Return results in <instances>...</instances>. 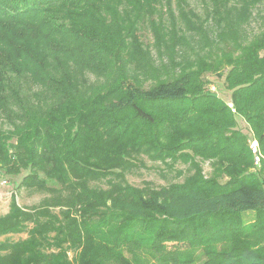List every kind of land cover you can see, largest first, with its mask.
<instances>
[{"label": "trees", "instance_id": "trees-1", "mask_svg": "<svg viewBox=\"0 0 264 264\" xmlns=\"http://www.w3.org/2000/svg\"><path fill=\"white\" fill-rule=\"evenodd\" d=\"M202 1L204 18L187 0H0V171L48 193L31 207L12 195L0 237H27L0 241V264H264V158L251 170L236 122L264 155V31L245 32L264 0ZM142 28L157 48L196 31L217 60L186 59L146 86ZM208 71L225 75L237 113L205 89ZM192 152L210 175L194 160L181 183L126 181L142 153Z\"/></svg>", "mask_w": 264, "mask_h": 264}, {"label": "rangeland", "instance_id": "rangeland-1", "mask_svg": "<svg viewBox=\"0 0 264 264\" xmlns=\"http://www.w3.org/2000/svg\"><path fill=\"white\" fill-rule=\"evenodd\" d=\"M186 8L193 9L199 17L204 18L207 14V8L204 6V2L202 0H187ZM162 11L164 12L165 8ZM205 29L208 32L214 33L212 29L215 28L212 24L208 22H203ZM264 31V1L253 8V15L251 20L245 25L246 37L248 39H252L255 34ZM141 37L144 40L145 44L151 48V62L154 64L153 68L150 71H145L139 77L142 82L146 86L149 83H154L156 81V76H167L174 75L179 73L182 69V65L186 59L195 60L200 56H206L211 63L214 60H217L218 55L213 54L210 56L211 46L210 44H206L202 41V37L196 31H189L188 34V44H175L169 43L167 46L162 45L157 48L154 45V38L152 33L146 29H141ZM211 34V35H212ZM187 40V41H188ZM226 65V64H225ZM222 68H225L226 66ZM90 83H96L98 81H103L102 78H97L96 75H90ZM202 78L205 82V89L211 93H217L220 95L229 105L232 104L231 99V90L228 89L227 84L225 82V75L220 76L212 71L205 72ZM234 113H237L236 108L234 106L231 107ZM1 121V119H0ZM237 126L241 129L245 136L248 139V146L251 149V153L254 159V166L251 168L253 171H257V169L261 168L262 161L264 155L261 150V143L259 139L254 135L253 129L248 121L240 116L236 118ZM4 128L8 127V125H4ZM197 161L202 167L206 175H210L212 172V164L211 159L203 158L198 154H194L192 152V161L188 162L187 160H183L182 158H177L174 160L167 159L165 162L162 160L154 159L150 155L146 153H142L134 158L136 166L131 170L126 172V181L135 186H142L145 182H148L154 187H160L169 185L171 183H181L184 181L185 177L188 174L192 173V163L193 161ZM179 171H183V174L178 173ZM27 173V171H23L21 174L16 176H10L0 171L1 177L7 178L9 180L8 184L4 185L0 182V215L5 214L10 209V204L12 201V195H17V201L20 205L31 207L38 205L41 200L48 195L47 192L39 191L37 189H29L21 184L22 178ZM227 178L222 177L220 179L221 182H225ZM102 187H107L108 185L101 181L99 183ZM58 210V209H56ZM254 218V213L250 212L245 215V219L247 221H251ZM25 235V233H24ZM23 236V234H22ZM21 234H9L6 236H1L0 241L10 239L17 240L22 237ZM72 256V253H70ZM201 254H199L200 256ZM202 258L196 262L195 264H201ZM159 264V263H157Z\"/></svg>", "mask_w": 264, "mask_h": 264}, {"label": "built area", "instance_id": "built-area-1", "mask_svg": "<svg viewBox=\"0 0 264 264\" xmlns=\"http://www.w3.org/2000/svg\"><path fill=\"white\" fill-rule=\"evenodd\" d=\"M231 107L233 106V103L230 105ZM0 182L4 185L8 184L9 180L7 178H3L0 175Z\"/></svg>", "mask_w": 264, "mask_h": 264}, {"label": "crops", "instance_id": "crops-1", "mask_svg": "<svg viewBox=\"0 0 264 264\" xmlns=\"http://www.w3.org/2000/svg\"><path fill=\"white\" fill-rule=\"evenodd\" d=\"M24 233H25V235H24ZM19 234H21V236H22V234H23V236H22L21 238H26V237H27V233H26V232L19 233ZM19 239H20V238H19Z\"/></svg>", "mask_w": 264, "mask_h": 264}]
</instances>
